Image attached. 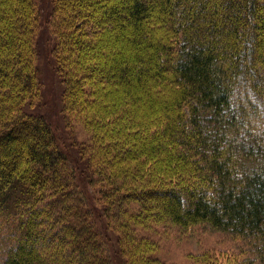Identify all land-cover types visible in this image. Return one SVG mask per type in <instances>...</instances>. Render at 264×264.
Here are the masks:
<instances>
[{"label": "trees", "instance_id": "obj_1", "mask_svg": "<svg viewBox=\"0 0 264 264\" xmlns=\"http://www.w3.org/2000/svg\"><path fill=\"white\" fill-rule=\"evenodd\" d=\"M40 15L0 0V264H134L153 247L130 216L264 255V0H52L62 110L95 142L85 172L34 109Z\"/></svg>", "mask_w": 264, "mask_h": 264}, {"label": "rangeland", "instance_id": "obj_2", "mask_svg": "<svg viewBox=\"0 0 264 264\" xmlns=\"http://www.w3.org/2000/svg\"><path fill=\"white\" fill-rule=\"evenodd\" d=\"M38 3L41 18L37 32V62L40 68L42 94L33 104L34 109L52 123L60 146L70 154L77 171L85 172L84 168L90 167L87 160H95L92 149L95 144L93 132L81 117L70 119L69 114L62 110L65 86L60 80L58 66L53 59L54 39L51 27L46 22L52 10V0H38ZM94 14L101 19L96 9ZM83 144L85 147H82ZM80 161L83 163V170ZM98 207L102 208V204L99 203ZM137 210L138 207L134 205L131 211ZM125 216L123 212V218ZM137 219L130 216L131 228L123 227L122 230H135L138 241L153 248L148 254H141L140 259L133 260L134 264H237L235 262L243 260H247L245 264H250L249 262L264 264L262 258L264 255L259 253V256L255 253L253 246L231 233L213 229L209 225H197L183 231L164 222L147 220L145 221L149 222L147 224H137ZM115 242L116 240L112 242V246H116ZM121 245L125 247L126 242ZM2 252L0 249V257Z\"/></svg>", "mask_w": 264, "mask_h": 264}]
</instances>
